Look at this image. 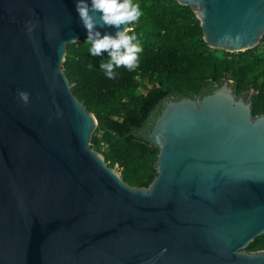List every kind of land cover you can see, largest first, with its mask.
Masks as SVG:
<instances>
[{
    "label": "water",
    "instance_id": "water-1",
    "mask_svg": "<svg viewBox=\"0 0 264 264\" xmlns=\"http://www.w3.org/2000/svg\"><path fill=\"white\" fill-rule=\"evenodd\" d=\"M175 1L209 48L243 52L264 36V0ZM75 5L0 0V264H264V249L246 250L264 234L252 91L224 80L164 100L138 133L158 147L156 175L131 186L92 149L97 120L62 70L86 38Z\"/></svg>",
    "mask_w": 264,
    "mask_h": 264
},
{
    "label": "trees",
    "instance_id": "trees-1",
    "mask_svg": "<svg viewBox=\"0 0 264 264\" xmlns=\"http://www.w3.org/2000/svg\"><path fill=\"white\" fill-rule=\"evenodd\" d=\"M143 15L132 27L143 47L137 70L116 69L109 80L99 68L103 57L88 55L83 41L68 44L62 70L73 94L92 112L97 126L91 147L124 181L148 187L156 169L158 147L138 133L150 128L164 100L202 97L224 80L237 94L252 91L253 115L264 113V36L259 44L238 53L209 48L195 13L175 0H134ZM264 249V234L247 251Z\"/></svg>",
    "mask_w": 264,
    "mask_h": 264
},
{
    "label": "clouds",
    "instance_id": "clouds-1",
    "mask_svg": "<svg viewBox=\"0 0 264 264\" xmlns=\"http://www.w3.org/2000/svg\"><path fill=\"white\" fill-rule=\"evenodd\" d=\"M76 12L86 30L84 43L91 57H103L99 68L107 79H115V71L123 67L129 72L139 67L143 47L132 27L139 21L143 12L134 0H76ZM114 32H108L107 29ZM76 41V40H73ZM23 102H28V94L20 93Z\"/></svg>",
    "mask_w": 264,
    "mask_h": 264
}]
</instances>
